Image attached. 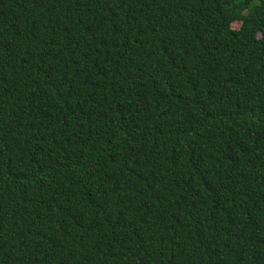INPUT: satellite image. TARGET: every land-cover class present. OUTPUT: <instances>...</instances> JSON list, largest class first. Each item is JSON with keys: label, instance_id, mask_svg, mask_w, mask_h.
Masks as SVG:
<instances>
[{"label": "trees", "instance_id": "16d2710c", "mask_svg": "<svg viewBox=\"0 0 264 264\" xmlns=\"http://www.w3.org/2000/svg\"><path fill=\"white\" fill-rule=\"evenodd\" d=\"M0 264H264V0H0Z\"/></svg>", "mask_w": 264, "mask_h": 264}, {"label": "rangeland", "instance_id": "374dc122", "mask_svg": "<svg viewBox=\"0 0 264 264\" xmlns=\"http://www.w3.org/2000/svg\"><path fill=\"white\" fill-rule=\"evenodd\" d=\"M232 27H233V28H238V27H239V23H233V24H232Z\"/></svg>", "mask_w": 264, "mask_h": 264}]
</instances>
